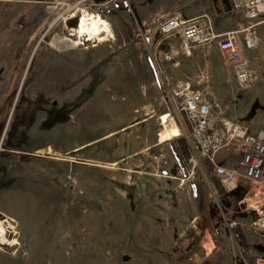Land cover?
I'll return each mask as SVG.
<instances>
[{
	"label": "rangeland",
	"instance_id": "rangeland-1",
	"mask_svg": "<svg viewBox=\"0 0 264 264\" xmlns=\"http://www.w3.org/2000/svg\"><path fill=\"white\" fill-rule=\"evenodd\" d=\"M175 3L0 0V264L264 258L258 214L225 195L208 161L189 162L182 137L158 140L164 113L168 123L179 125L175 112L187 123L177 106L189 90L209 97L218 124L264 129V25L247 53L258 57L255 73L242 89L221 54H165L170 37L160 23L183 15ZM216 4L204 0V12L221 30L217 11L226 8ZM231 9V20L243 22ZM82 11L107 22V40L78 36L70 22ZM55 37L65 41L54 45ZM206 45L216 50L213 42L198 46ZM158 149L167 153L164 164L151 159ZM236 158L216 155L227 167ZM237 186L248 188L243 180Z\"/></svg>",
	"mask_w": 264,
	"mask_h": 264
},
{
	"label": "built area",
	"instance_id": "built-area-1",
	"mask_svg": "<svg viewBox=\"0 0 264 264\" xmlns=\"http://www.w3.org/2000/svg\"><path fill=\"white\" fill-rule=\"evenodd\" d=\"M230 2L244 15V21L236 29L219 34L208 22L171 15L160 23V32L180 35L181 47L188 51L195 45L213 42L223 62L232 68L239 86L247 89L255 73L252 63L258 57L255 55L249 60L245 52L257 49L260 44L256 27L264 24V0ZM177 110L190 126L187 136L191 150L189 162L196 166L200 160L208 161L213 176L228 192L236 189L239 181H245L248 188L237 200L238 207L241 211H255L258 214L255 225L264 230V129L250 130L242 121L218 124L211 100L200 90L187 91ZM224 150L236 154L234 166L227 167L216 159V155ZM151 159L154 163L164 164L167 153L158 149ZM257 264H264V258L257 260Z\"/></svg>",
	"mask_w": 264,
	"mask_h": 264
},
{
	"label": "crops",
	"instance_id": "crops-1",
	"mask_svg": "<svg viewBox=\"0 0 264 264\" xmlns=\"http://www.w3.org/2000/svg\"><path fill=\"white\" fill-rule=\"evenodd\" d=\"M177 2L178 3L177 4L175 3L174 6L176 9H182V12H183V15L181 14L183 16L182 19L187 20V19L197 18L203 22H208L211 25L212 29L218 33V31H216V30H219V29L217 28L216 24L214 22H213L214 24H212L210 22V20L208 19L209 18L208 14L204 12L205 11L204 0H181V1H177ZM212 2L214 4V6L217 5V4H215V2L213 0H212ZM231 7L234 8L233 6H231ZM232 13H233L232 9L231 10L226 9L225 12H221V13H220V11H217V16L223 17L222 28H221V30H219V32L225 33V32L230 31L229 29L231 28V26H230L231 21L236 26H238L242 22L241 19H239L238 17H233V16H232V20H231V14ZM227 14H229V15H227ZM175 15H177V14H175ZM181 15L178 14L177 16L181 17ZM243 21H244V15H243ZM261 25H264V24H261ZM261 25H259V26H261ZM215 28H216V30H215ZM260 32L261 33L264 32V29H262ZM257 36L259 38V43H260V37H259L258 33H257ZM168 37H170V38L165 40V43H166L164 46L165 54H221L219 52V50L217 49V47H216V50L214 51L211 49L210 45H206V46L195 45L189 51L184 50L181 47V36L180 35H172V36L168 35ZM248 52H251V51H248ZM248 52H245V55L247 58H249V60H251V58L253 56H255V54H251L249 57L248 56L249 54H247ZM164 114H166V113H164ZM175 115H176V120L179 124L177 127L180 130V136L175 137L173 139L179 140L180 137H182L185 144L187 145L188 152L191 153L190 146H189L188 139H187L188 132L190 129L189 123L186 120L187 123L182 124V122H180V120L178 119L179 116H178L177 112H175ZM183 117L186 119V117L184 115H183ZM181 118H182V116H181ZM172 120L176 123L174 117L172 118ZM176 143L178 145V142H176ZM180 146H181V141H180ZM178 153H179V151L175 149L174 154L176 155L177 158H179Z\"/></svg>",
	"mask_w": 264,
	"mask_h": 264
},
{
	"label": "bare ground",
	"instance_id": "bare-ground-1",
	"mask_svg": "<svg viewBox=\"0 0 264 264\" xmlns=\"http://www.w3.org/2000/svg\"><path fill=\"white\" fill-rule=\"evenodd\" d=\"M78 36L85 35L87 40H107L110 36L107 22L101 18L98 14L87 13L86 11L81 12V16L78 19V25L75 29ZM53 44L58 46L59 42L65 41L60 37H55ZM168 115L165 114L161 118V125L163 126L161 131L158 133V140L160 143L169 141L175 137L180 136V130L177 125L168 123Z\"/></svg>",
	"mask_w": 264,
	"mask_h": 264
},
{
	"label": "trees",
	"instance_id": "trees-1",
	"mask_svg": "<svg viewBox=\"0 0 264 264\" xmlns=\"http://www.w3.org/2000/svg\"><path fill=\"white\" fill-rule=\"evenodd\" d=\"M186 149H187V145L185 144V142L181 141V150H183V152L187 153ZM246 191H247L246 189H241L240 187H237L236 189L225 193V195L232 196V197H234V198H236L238 200L240 198V196L245 194ZM233 233L237 237L240 236V238H242V235L240 234L238 229L235 228L233 230Z\"/></svg>",
	"mask_w": 264,
	"mask_h": 264
},
{
	"label": "water",
	"instance_id": "water-1",
	"mask_svg": "<svg viewBox=\"0 0 264 264\" xmlns=\"http://www.w3.org/2000/svg\"><path fill=\"white\" fill-rule=\"evenodd\" d=\"M213 1L216 2L217 0H213ZM219 1L225 6V8L227 10H230L231 4H230V1L229 0H219ZM73 22L75 24H77L78 23V20L77 19L71 20L70 24H73Z\"/></svg>",
	"mask_w": 264,
	"mask_h": 264
},
{
	"label": "flooded vegetation",
	"instance_id": "flooded-vegetation-1",
	"mask_svg": "<svg viewBox=\"0 0 264 264\" xmlns=\"http://www.w3.org/2000/svg\"><path fill=\"white\" fill-rule=\"evenodd\" d=\"M215 4H216V2H215ZM74 23V22H73Z\"/></svg>",
	"mask_w": 264,
	"mask_h": 264
}]
</instances>
